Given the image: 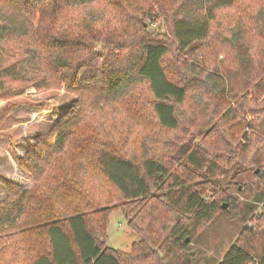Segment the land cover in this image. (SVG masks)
I'll return each mask as SVG.
<instances>
[{"label": "trees", "instance_id": "obj_1", "mask_svg": "<svg viewBox=\"0 0 264 264\" xmlns=\"http://www.w3.org/2000/svg\"><path fill=\"white\" fill-rule=\"evenodd\" d=\"M152 9L173 50L147 33L140 18ZM230 10L232 25L209 46ZM15 82L16 95L62 87L75 100L20 160L33 185L1 181L0 264H188L179 256L187 236L223 209L217 200L256 224L219 264H264V0H0L1 96ZM190 100L217 118L216 130L201 145L168 142ZM146 117L162 148L143 142L129 156L130 126ZM247 183L238 208L227 194ZM115 201L140 238L128 252L105 245Z\"/></svg>", "mask_w": 264, "mask_h": 264}, {"label": "rangeland", "instance_id": "obj_2", "mask_svg": "<svg viewBox=\"0 0 264 264\" xmlns=\"http://www.w3.org/2000/svg\"><path fill=\"white\" fill-rule=\"evenodd\" d=\"M245 3H251V0H245ZM151 16L153 18L150 16L140 18L145 25H149L147 33L151 34V38L166 42L170 49L173 50L172 36L166 19L160 16L156 9H152ZM135 18H138L136 12ZM233 19L232 10L223 11L218 15V19L212 25L211 35L208 39L209 46L220 44L222 35H226V33H220L219 28L224 27L225 22H230L232 25ZM101 48V45H97V50ZM218 60L221 59L219 58ZM22 85L23 83L21 82L9 83L6 88L9 92L13 93H7L6 97L0 94V201L6 194V191L1 186L2 180L26 189L33 185L31 176L20 166V160L25 156L29 148L36 145L37 138L43 137L52 129L58 119L64 114L66 107L75 100V96L66 93L62 87H51L38 93L29 92L16 95L15 93L18 92V89ZM141 94L143 97L148 96L144 88L141 90ZM142 96L140 95L141 98ZM143 100L146 99L143 98ZM142 105L146 106V103H142ZM201 113V108L193 100L186 102L181 109L182 115H180L183 117L180 120V130L174 134H169L167 136L168 142L173 139L176 144H189L191 146L208 142L205 141V137L212 132L213 128L216 130L214 126L216 125L217 118L214 115L209 116L205 112L202 115ZM186 119L191 122V128L185 124ZM136 122L140 124L139 128H133L135 124H132V127L130 126V133L127 135L131 136L130 138L133 140V143L127 148L129 150L127 154L129 156H133L134 154L135 157H139L141 153L139 147H141L143 142L146 146H156V154L162 147L155 144L156 136L154 132L157 133V130L150 124L151 118L146 117V119ZM207 124L209 125L206 126ZM200 125L201 127H199ZM183 126H186V129H183ZM113 129L116 130V125H113ZM163 155H167V148L163 150ZM197 180L199 179L190 178V182L199 187L203 184V180ZM250 186L251 184L247 183L243 188L241 187L240 194H237L233 189L227 196L238 197V208L243 207L241 197L245 198L246 187ZM104 190L101 188L102 192ZM105 195L104 193L102 198ZM110 195V197L114 195L112 191H110ZM119 203L121 202L115 201L113 203L115 204L114 210L109 214L105 245L115 250L128 252L132 243H136L140 238L127 225V221L119 209ZM228 203L229 201L217 200V205H220V207L225 205L226 208L218 210L211 221L200 223L191 239L187 236L188 248L183 253H180L179 256L182 259L185 257L188 264H219L230 245L238 239L240 231L244 227H254L256 225L253 221H250L251 216L244 221L243 213L240 210L232 211L231 209H227ZM262 211H264V203H260L257 213L260 214ZM135 212H140V209L135 210ZM169 219L172 222L175 221L176 217L173 216ZM164 222L165 227L168 229L174 226L169 224L167 215H165ZM177 222H179V219ZM181 224L190 226L193 223L189 219H183L178 223V225ZM260 226V229L264 230V225ZM6 256L4 255V257Z\"/></svg>", "mask_w": 264, "mask_h": 264}, {"label": "water", "instance_id": "obj_3", "mask_svg": "<svg viewBox=\"0 0 264 264\" xmlns=\"http://www.w3.org/2000/svg\"><path fill=\"white\" fill-rule=\"evenodd\" d=\"M223 209H225L226 208V206L224 205L223 207H222ZM188 242V240H186V243Z\"/></svg>", "mask_w": 264, "mask_h": 264}]
</instances>
